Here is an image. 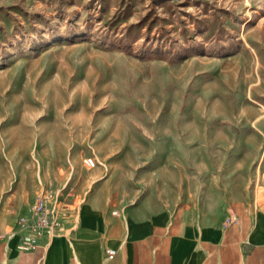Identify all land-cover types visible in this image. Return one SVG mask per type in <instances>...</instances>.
Returning a JSON list of instances; mask_svg holds the SVG:
<instances>
[{
  "label": "rangeland",
  "instance_id": "374dc122",
  "mask_svg": "<svg viewBox=\"0 0 264 264\" xmlns=\"http://www.w3.org/2000/svg\"><path fill=\"white\" fill-rule=\"evenodd\" d=\"M221 183L264 205V0H0V214Z\"/></svg>",
  "mask_w": 264,
  "mask_h": 264
},
{
  "label": "crops",
  "instance_id": "0c3cea01",
  "mask_svg": "<svg viewBox=\"0 0 264 264\" xmlns=\"http://www.w3.org/2000/svg\"><path fill=\"white\" fill-rule=\"evenodd\" d=\"M187 180L184 188L197 187L194 177ZM208 181L219 185L214 177ZM222 185L199 198L157 189L114 202L98 186L78 200L51 236L35 234L30 247H21L29 232L16 224L30 205L15 220L0 214V264H264V205ZM120 186L110 182L111 189ZM106 248L114 249L112 256Z\"/></svg>",
  "mask_w": 264,
  "mask_h": 264
},
{
  "label": "built area",
  "instance_id": "2783aa9c",
  "mask_svg": "<svg viewBox=\"0 0 264 264\" xmlns=\"http://www.w3.org/2000/svg\"><path fill=\"white\" fill-rule=\"evenodd\" d=\"M83 164L88 167H94L96 160L93 156H85L82 159ZM73 207L66 202H61L59 194L52 191H45L37 196L30 204L28 213L20 214L16 219V224L27 230L29 233L22 237L21 247H30L34 242V235L44 233L51 236L61 225V219L67 215ZM116 212L115 210L113 211ZM229 219H237L235 211L230 208ZM105 252L110 257L114 253L113 248H106Z\"/></svg>",
  "mask_w": 264,
  "mask_h": 264
}]
</instances>
